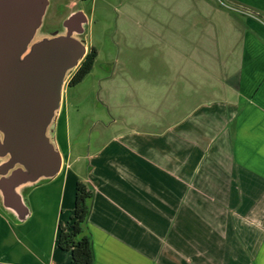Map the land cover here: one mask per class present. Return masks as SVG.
I'll list each match as a JSON object with an SVG mask.
<instances>
[{"label":"crops","instance_id":"0c3cea01","mask_svg":"<svg viewBox=\"0 0 264 264\" xmlns=\"http://www.w3.org/2000/svg\"><path fill=\"white\" fill-rule=\"evenodd\" d=\"M164 4L177 16L155 26L184 65L160 99L135 91L131 133L125 126L111 135L97 110L102 145L92 151L82 140L89 107L77 99L71 123L64 96L56 127L63 170L30 188L26 221L0 207V264H74L56 244L59 223L73 214L63 219L65 177L51 183L71 155L94 157L84 182L94 192L95 264H264V0ZM130 137L135 145L124 144Z\"/></svg>","mask_w":264,"mask_h":264},{"label":"water","instance_id":"95a60500","mask_svg":"<svg viewBox=\"0 0 264 264\" xmlns=\"http://www.w3.org/2000/svg\"><path fill=\"white\" fill-rule=\"evenodd\" d=\"M50 0H0V207L24 222L25 190L60 175L56 139L65 86L88 53L87 16L69 14L43 32Z\"/></svg>","mask_w":264,"mask_h":264},{"label":"rangeland","instance_id":"374dc122","mask_svg":"<svg viewBox=\"0 0 264 264\" xmlns=\"http://www.w3.org/2000/svg\"><path fill=\"white\" fill-rule=\"evenodd\" d=\"M170 1L175 0H50L42 31L49 33L62 30L69 14L82 10L88 22L81 37L86 40L88 51L94 46L99 53L93 70L83 81L73 86H69L67 81L65 86L66 101L71 106L69 122H73L72 108L77 99H82L89 107L86 122L88 136L82 140L84 143L91 142V151L102 145L101 140L95 138L99 129L97 115H94L97 110L104 113V119L109 118L111 121V135L119 129L126 130L125 126L129 127L127 131L131 133V127L137 120L133 107L135 93L149 101L160 99L165 93L166 80L168 81L173 71L184 65L183 59L171 54L172 48L166 40L165 29L155 26L157 21L177 16L178 10L165 8L164 3ZM185 66L188 67L186 64ZM151 82H156L155 85L152 84V89ZM101 100L110 103L109 111L106 106L98 105L97 102L100 103ZM74 141L75 139L73 143ZM123 142L132 146L135 145V138L130 137ZM115 146L116 143L112 144L111 149ZM93 162L94 157L91 158L90 155L81 159L71 155V158H67L68 167L63 176L55 182L51 181L58 183L65 177L66 188L62 199L64 220L74 211L77 182L91 178L89 165ZM47 183L49 182L41 185ZM56 198L57 194L49 196L50 200ZM34 213H41L37 206ZM26 225L27 223H20V226Z\"/></svg>","mask_w":264,"mask_h":264},{"label":"trees","instance_id":"16d2710c","mask_svg":"<svg viewBox=\"0 0 264 264\" xmlns=\"http://www.w3.org/2000/svg\"><path fill=\"white\" fill-rule=\"evenodd\" d=\"M98 55L97 48L93 46L70 75L69 86L77 85L83 81L93 70ZM93 197L94 192L91 186L87 182L79 180L73 214L68 222L61 221L58 225L57 247L71 252L74 264H95L96 262L93 237L87 228ZM2 211L6 213L4 210Z\"/></svg>","mask_w":264,"mask_h":264},{"label":"built area","instance_id":"2783aa9c","mask_svg":"<svg viewBox=\"0 0 264 264\" xmlns=\"http://www.w3.org/2000/svg\"><path fill=\"white\" fill-rule=\"evenodd\" d=\"M222 4H223L225 7L229 8V9L235 11V12L242 13V14H246V11H244V10H242V9L235 8V7H233V6H231V5H228V4L224 3V2H222Z\"/></svg>","mask_w":264,"mask_h":264},{"label":"flooded vegetation","instance_id":"af4514ba","mask_svg":"<svg viewBox=\"0 0 264 264\" xmlns=\"http://www.w3.org/2000/svg\"><path fill=\"white\" fill-rule=\"evenodd\" d=\"M27 190H28V189H27ZM27 190H25V194H26V195H27V193H26Z\"/></svg>","mask_w":264,"mask_h":264}]
</instances>
